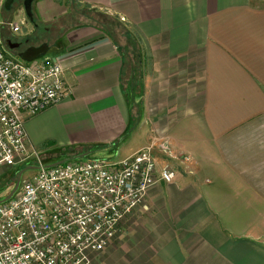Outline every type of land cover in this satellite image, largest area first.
Segmentation results:
<instances>
[{"label":"crops","instance_id":"crops-1","mask_svg":"<svg viewBox=\"0 0 264 264\" xmlns=\"http://www.w3.org/2000/svg\"><path fill=\"white\" fill-rule=\"evenodd\" d=\"M32 12L22 37L48 46L68 87L21 112L42 162L115 159L137 137L175 172L148 189L101 260L264 264V0H35ZM55 22L54 38L35 43Z\"/></svg>","mask_w":264,"mask_h":264},{"label":"built area","instance_id":"built-area-1","mask_svg":"<svg viewBox=\"0 0 264 264\" xmlns=\"http://www.w3.org/2000/svg\"><path fill=\"white\" fill-rule=\"evenodd\" d=\"M63 72L51 58H13L0 42V167L30 160L41 165L0 203V264H88L87 255L107 247L148 189L174 178L168 163L157 166L153 143L118 160L44 167L40 152L26 142L21 112L35 114L66 95ZM156 146L167 152L170 145L164 137Z\"/></svg>","mask_w":264,"mask_h":264},{"label":"rangeland","instance_id":"rangeland-1","mask_svg":"<svg viewBox=\"0 0 264 264\" xmlns=\"http://www.w3.org/2000/svg\"><path fill=\"white\" fill-rule=\"evenodd\" d=\"M57 1H63L64 2L65 0H57ZM3 3H4V0H2L1 5H0V42L2 43L3 47L5 48L3 42L7 39L13 42L15 39L17 40L18 38H24L22 36L29 35L27 37L31 38L30 34H29L31 32H29V31L31 30L32 25H31V21L27 18L26 14L24 13L21 0H16L11 5V8L9 10H6L4 8ZM33 12H34V9H33ZM13 23H17V25L19 26V29L14 30L13 26H15L16 24H13ZM60 25L61 24H59V22H55L53 24V26H49L50 27L49 32H45L44 30L39 29L38 30V38L36 39L35 43H38L42 40V38L41 39L39 38L40 36H44L43 39L45 41H49V40L53 39L54 38L53 33L59 32L60 27H58V26H60ZM27 32H29V33L27 34ZM27 37H25V38H27ZM20 40H22V39H20ZM6 50H7L6 51L7 54L10 55L11 57L16 58V59H20L15 51H12V50L7 49V48H6ZM50 53H52V51H47L44 55H42V57L36 58V59H42L43 57L50 55ZM140 145H141L140 139H138L137 137L131 138V140L128 143H125L121 147V150L117 156H115V155L112 156V157H116L115 159H112L111 156L107 159L113 161L116 159L118 160V159L125 158L128 155H130L131 153L133 154V153H136L138 150H140L141 147L138 148ZM94 153L95 152H92V153L88 154L87 156H83V157H81V159H83V158L85 159L86 157L88 158L91 155H94ZM43 157L48 158L47 156H43ZM99 157H103V156L101 155ZM190 157L191 156L189 154L185 153V154H180L178 159L180 162H182V161L183 162H189ZM68 158H70V157H68ZM33 164H35V163L33 162ZM28 165H30V164H25V165H22L21 167H17L14 165L13 166H2V167H0V199L5 198L10 193L12 187L14 186L16 180L18 179V176H19L18 171L20 169L25 168ZM35 172H36V170H34V169H25V171L22 173V175L20 177L19 188H20L21 184H23L28 179L32 178V176L34 175ZM131 215L132 214H130L127 218H125L119 224L117 233L114 235L113 239L109 242L107 247H105V250H102L99 252H91L87 255L88 261H89L88 264H108L107 259L101 260V258L104 259V256L102 257V255H104V253H105V256L107 255L106 258L107 257L109 258V256L111 255L110 254L111 253V246H116V244H117V240H118L117 238L120 235L121 226L123 225V223H126V220ZM130 222L131 221H129V224H130ZM122 235L123 234H121V236Z\"/></svg>","mask_w":264,"mask_h":264},{"label":"water","instance_id":"water-1","mask_svg":"<svg viewBox=\"0 0 264 264\" xmlns=\"http://www.w3.org/2000/svg\"><path fill=\"white\" fill-rule=\"evenodd\" d=\"M16 0H4L3 6L6 10H9L11 8V5L15 2ZM22 1V6H23V10L24 13L26 14L27 18L33 22V12H32V4L35 0H21ZM48 46L46 44H41L38 46H30L29 48H27L25 51H23L22 53L18 54V56L25 60V61H31L33 59L36 58H40L42 57V55H44L47 52ZM88 152H82L80 154H78L76 157L74 156V158H81L83 156H86ZM69 159V158H67ZM65 159H61L55 162H51L48 164H44V167H51L57 164H60L62 162H64ZM41 168V165L39 164H31L26 166L23 169H20L18 171V179L16 180L14 186L12 187L10 193L3 199H0V203L5 202L6 200L10 199L15 192L18 190L19 188V184H20V177L22 175V173L25 171V169H34V170H39Z\"/></svg>","mask_w":264,"mask_h":264},{"label":"flooded vegetation","instance_id":"flooded-vegetation-1","mask_svg":"<svg viewBox=\"0 0 264 264\" xmlns=\"http://www.w3.org/2000/svg\"><path fill=\"white\" fill-rule=\"evenodd\" d=\"M3 44L7 49L15 51L17 55L31 46L28 42V39H15L13 42L7 39L3 42Z\"/></svg>","mask_w":264,"mask_h":264},{"label":"trees","instance_id":"trees-1","mask_svg":"<svg viewBox=\"0 0 264 264\" xmlns=\"http://www.w3.org/2000/svg\"><path fill=\"white\" fill-rule=\"evenodd\" d=\"M90 18H91V19H92V18L96 19L95 15H93V13L90 14ZM99 23H100V22H99ZM104 25H105V24H104ZM64 159H65V161H68V160H77L76 158H74V156L70 157L69 159H67V158H64Z\"/></svg>","mask_w":264,"mask_h":264}]
</instances>
